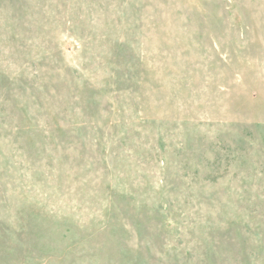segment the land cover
<instances>
[{
  "label": "rangeland",
  "instance_id": "1",
  "mask_svg": "<svg viewBox=\"0 0 264 264\" xmlns=\"http://www.w3.org/2000/svg\"><path fill=\"white\" fill-rule=\"evenodd\" d=\"M0 264H264V0H0Z\"/></svg>",
  "mask_w": 264,
  "mask_h": 264
}]
</instances>
